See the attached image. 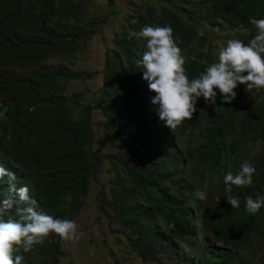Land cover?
<instances>
[{
  "label": "trees",
  "instance_id": "16d2710c",
  "mask_svg": "<svg viewBox=\"0 0 264 264\" xmlns=\"http://www.w3.org/2000/svg\"><path fill=\"white\" fill-rule=\"evenodd\" d=\"M158 1L159 6L140 5L126 16L106 55L104 86L86 102L83 93L69 96L66 90L70 83L97 74L78 70L77 60L103 34L107 17L92 16L83 0H0V112L5 113L0 117V155L33 181L49 215L71 221L108 161L113 178L100 194L102 209H109L144 264H167L166 258L180 264L173 259L178 243L196 239L135 231L163 226L191 230L199 224L201 210L203 217L209 216L201 225L211 241L198 264H264V205L255 215L245 207L246 198L264 197V89H253L256 96L249 101L245 85H238L236 102L206 107L175 136L168 134L152 120L150 110L156 112V107L145 96L149 82L143 79L142 65L147 41L134 35L146 26H170L191 81L218 62L215 39L201 32L203 26L234 31L247 45L257 33L250 19L264 18V0ZM205 104L201 97L196 105ZM221 106L218 114L214 108ZM94 109L104 120L94 122ZM98 132H109L114 140L107 155L96 149ZM184 134L188 152L175 145ZM185 161L194 163L196 183L177 168ZM245 161L256 169L252 184L233 185L227 193L224 177L237 174ZM196 191L205 198L198 199ZM229 195L239 199V208L228 204ZM41 246L18 254L45 255L49 264H61L62 243L51 238Z\"/></svg>",
  "mask_w": 264,
  "mask_h": 264
},
{
  "label": "clouds",
  "instance_id": "9594fccd",
  "mask_svg": "<svg viewBox=\"0 0 264 264\" xmlns=\"http://www.w3.org/2000/svg\"><path fill=\"white\" fill-rule=\"evenodd\" d=\"M159 5L160 3L155 6ZM250 23L254 25L257 33L247 45L240 41L238 36L234 40L227 41L226 46L219 49L218 62L212 63L198 78L191 81L185 74V57L176 43L178 37L174 39L173 29L170 26H146L141 32L134 34L137 38L143 37L147 41L142 59L143 69H145L143 79L149 82L145 96L152 100L156 107V112L150 110L154 123L168 134L175 136L181 126L191 121L198 111H204L206 107L220 103L233 104L236 102L235 89L238 85H245L243 90L246 100L249 101L253 96H256L253 89H264V18L252 17ZM215 33L211 28L209 34L217 40ZM215 46L217 47L216 42ZM191 59L196 60L197 57L193 56ZM216 89L221 94V98L218 100ZM201 97L206 103L204 108H199L196 105ZM84 100H86L85 97ZM223 109L222 106L214 108L218 114ZM96 111L99 110L94 109V117ZM4 116L5 113L0 112V117ZM94 117L95 123L104 120V116L100 121H95ZM96 127L94 126V128ZM183 138L186 139L185 147L179 145ZM187 140V134L176 137L177 149L188 152ZM186 164L192 165L191 175L185 176L184 173L183 175L189 181L196 183L193 177L194 163L185 161L183 166L179 163L177 168L184 171ZM255 171L252 164L248 161L243 162L237 174L233 175L232 172H228L224 177L225 191L231 193L233 185H251ZM0 186L2 187L0 195V264H49L45 255L23 258L18 253L22 249L24 252H28L31 248H42L41 244L51 238H55L63 244L64 256L61 257V264H64L63 259L67 255L65 245L77 237V224L68 219H57L52 216L51 212L49 215L48 209L42 204L45 201L36 191L33 181L5 155H0ZM195 196L200 200L205 198L201 191H196ZM227 202L232 209L240 207L239 199L231 195ZM262 205H264V197L246 198V210L253 215L261 209ZM199 214L200 222L191 230L163 226L162 229L155 231L139 230L135 232L157 238L185 235L196 239L193 243H178V256L175 255L173 259L174 261L177 258L181 260L180 264H198L201 250L208 247L211 241L209 233L205 234L201 225L207 224L209 216L203 217L204 210H201ZM202 237H205V246L200 249L199 241L202 240ZM138 258L141 260L139 256ZM166 263L171 264V261Z\"/></svg>",
  "mask_w": 264,
  "mask_h": 264
},
{
  "label": "rangeland",
  "instance_id": "374dc122",
  "mask_svg": "<svg viewBox=\"0 0 264 264\" xmlns=\"http://www.w3.org/2000/svg\"><path fill=\"white\" fill-rule=\"evenodd\" d=\"M86 2L89 13L92 16L107 17L103 27V34L96 36L78 57L77 69L82 67L88 72H97L95 76L86 81H75L68 85L66 95L72 96L75 93H83L86 102H92L99 89L103 86V75L107 52L114 48L113 39L120 32L126 21V16L137 9L140 5H158V0H83ZM113 4V5H112ZM116 7L117 9H115ZM204 32H211V27L203 26ZM216 49L217 56L219 49L225 47L227 41L237 37L235 32L218 31ZM103 118L99 111L95 112V121ZM100 143L96 149L107 155L114 148V140L110 133H99ZM186 139L179 142L185 147ZM185 149V148H184ZM258 146L252 148V155L257 152ZM187 165V164H186ZM111 165L107 161L91 185V194L87 198L81 212L72 221L77 224V237L68 241L65 245L66 257L64 264H144L133 253L127 243L126 237L122 234L121 228L107 209L103 211L101 205V192L107 191L110 187V179L113 174L109 173ZM192 165H187L183 171L185 176H190ZM108 213V214H107ZM169 262L168 258L165 260Z\"/></svg>",
  "mask_w": 264,
  "mask_h": 264
}]
</instances>
